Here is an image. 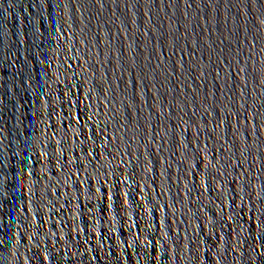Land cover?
Instances as JSON below:
<instances>
[{
	"label": "water",
	"instance_id": "water-1",
	"mask_svg": "<svg viewBox=\"0 0 264 264\" xmlns=\"http://www.w3.org/2000/svg\"><path fill=\"white\" fill-rule=\"evenodd\" d=\"M0 264H264V0H0Z\"/></svg>",
	"mask_w": 264,
	"mask_h": 264
}]
</instances>
